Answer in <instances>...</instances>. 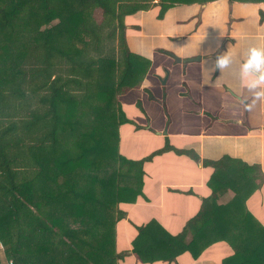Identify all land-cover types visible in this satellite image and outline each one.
Returning a JSON list of instances; mask_svg holds the SVG:
<instances>
[{"label": "trees", "instance_id": "obj_1", "mask_svg": "<svg viewBox=\"0 0 264 264\" xmlns=\"http://www.w3.org/2000/svg\"><path fill=\"white\" fill-rule=\"evenodd\" d=\"M154 1L0 0V247L7 262L116 264V224L125 216L118 205L143 193L153 157L131 160L119 149L121 127L137 124L119 96L140 88L150 67L130 45L128 19L156 8L162 20L177 5L216 0ZM207 165L216 171L213 195L176 237L190 235L186 246L198 248L196 257L207 226H220L226 207L216 205L219 196L232 189L246 201L264 184L260 166L228 156ZM150 225L139 227L134 250L144 261L156 240ZM240 241L224 264H264L262 237L254 243L250 230Z\"/></svg>", "mask_w": 264, "mask_h": 264}, {"label": "crops", "instance_id": "obj_2", "mask_svg": "<svg viewBox=\"0 0 264 264\" xmlns=\"http://www.w3.org/2000/svg\"><path fill=\"white\" fill-rule=\"evenodd\" d=\"M157 15L153 8L129 17L143 28L131 31L130 45L150 67L140 88L119 96L143 117L121 127L119 149L131 160L153 157L144 165L143 193L135 203L118 205L125 216L116 224V264H224L246 232L251 230L254 243L264 239V184L246 201V194L235 198L232 189L219 196L216 205L226 207L224 215L217 228L207 226L199 256L192 254L197 247L186 246L190 235L186 241L176 237L213 195L216 171L209 161L228 156L264 173V103L245 109L254 96L240 74L249 49L264 47V2L216 0L177 5L162 20ZM226 52L232 63L219 69L216 60ZM235 179L246 183L242 176ZM252 183L237 190L244 193ZM148 225L156 240L144 261L134 250L139 227Z\"/></svg>", "mask_w": 264, "mask_h": 264}, {"label": "clouds", "instance_id": "obj_3", "mask_svg": "<svg viewBox=\"0 0 264 264\" xmlns=\"http://www.w3.org/2000/svg\"><path fill=\"white\" fill-rule=\"evenodd\" d=\"M231 63L232 55L230 52H226L217 58L216 67L224 69ZM240 74L244 86L253 92L252 104L244 106L246 110H251L258 101L264 103V47L253 46L249 49V55L241 65ZM206 83L209 82L206 81Z\"/></svg>", "mask_w": 264, "mask_h": 264}, {"label": "rangeland", "instance_id": "obj_4", "mask_svg": "<svg viewBox=\"0 0 264 264\" xmlns=\"http://www.w3.org/2000/svg\"><path fill=\"white\" fill-rule=\"evenodd\" d=\"M158 1L159 0H155L154 2H158ZM135 22H137V20L135 18L134 19L133 18L132 19H128V22L127 23L130 25L129 26V35H131L130 33H131L132 30L133 31L137 30L136 27H135ZM116 77L117 76H115V78ZM118 104H119L120 107H123L122 109L125 110L123 112H124V114L126 115L127 118H130V119H132L134 121H137V123H139V121H140L139 119H142L143 118L142 115H141V113H140L141 111L138 109V107L135 104H131V106H129L130 103H125L124 100H122V99L121 100H118ZM147 109L149 111V107L148 106H147ZM123 155L125 157H127V158L130 156L129 154H128V156L125 155V154H123ZM0 259L2 261V264H12L11 261L10 262H7L6 261V259H5V252H4V250L1 247H0Z\"/></svg>", "mask_w": 264, "mask_h": 264}]
</instances>
